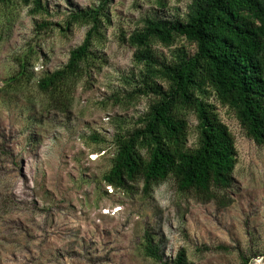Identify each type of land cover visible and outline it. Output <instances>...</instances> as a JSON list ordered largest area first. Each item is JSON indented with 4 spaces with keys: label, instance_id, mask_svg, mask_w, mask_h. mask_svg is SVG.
Here are the masks:
<instances>
[{
    "label": "rangeland",
    "instance_id": "1",
    "mask_svg": "<svg viewBox=\"0 0 264 264\" xmlns=\"http://www.w3.org/2000/svg\"><path fill=\"white\" fill-rule=\"evenodd\" d=\"M102 1L42 0L46 13L18 6L0 16V264H162L146 256L147 235L164 263L184 250L191 264H264V145L215 100L238 151L228 206L181 195L173 181L148 195L143 183L126 192L103 180L115 153L113 121L130 130L150 102L127 109L114 100L141 70L127 41L146 18L184 17L191 0H164L166 8L157 0H109L102 69L76 86L68 113L48 111L38 80L65 66L89 29L65 32L66 22ZM182 46L196 51L185 40L172 51ZM156 53L172 55L162 46ZM23 57L34 77L19 84L13 78ZM189 124L195 147V116Z\"/></svg>",
    "mask_w": 264,
    "mask_h": 264
},
{
    "label": "trees",
    "instance_id": "2",
    "mask_svg": "<svg viewBox=\"0 0 264 264\" xmlns=\"http://www.w3.org/2000/svg\"><path fill=\"white\" fill-rule=\"evenodd\" d=\"M156 3L168 5L164 0ZM18 6L33 7L35 15L47 12L42 0H0V16ZM108 22L109 0L71 14L65 32L76 26L89 29L67 64L38 80L39 92L50 98L48 111L68 113L76 86L100 72L104 60L99 47L105 43ZM182 40L196 48L194 54L186 46L172 51ZM127 42L141 70L127 78L128 87L114 100L127 109L144 98L150 102L130 130L119 125V119L113 121L115 153L104 182L126 192L143 183L149 195L173 181L181 195L228 206L238 151L213 100L234 113L248 138L264 145V0H191L184 17L146 18ZM158 46L171 50V59L158 56ZM29 59L18 61L15 83L34 77ZM192 115L197 121L195 147L189 146ZM145 254L162 264H191L184 250L164 263L148 235Z\"/></svg>",
    "mask_w": 264,
    "mask_h": 264
}]
</instances>
